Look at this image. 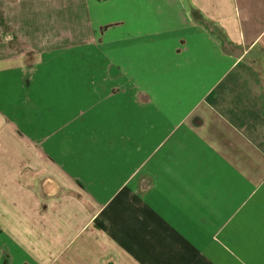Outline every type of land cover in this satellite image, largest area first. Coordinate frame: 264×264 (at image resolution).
Wrapping results in <instances>:
<instances>
[{
    "label": "crops",
    "instance_id": "1",
    "mask_svg": "<svg viewBox=\"0 0 264 264\" xmlns=\"http://www.w3.org/2000/svg\"><path fill=\"white\" fill-rule=\"evenodd\" d=\"M0 264H264V0H0Z\"/></svg>",
    "mask_w": 264,
    "mask_h": 264
}]
</instances>
